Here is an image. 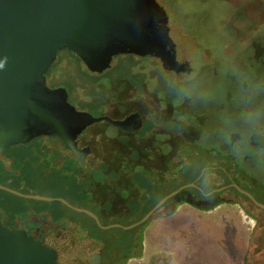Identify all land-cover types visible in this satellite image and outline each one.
Returning a JSON list of instances; mask_svg holds the SVG:
<instances>
[{"label": "rangeland", "instance_id": "rangeland-1", "mask_svg": "<svg viewBox=\"0 0 264 264\" xmlns=\"http://www.w3.org/2000/svg\"><path fill=\"white\" fill-rule=\"evenodd\" d=\"M158 1L169 16L171 36L177 43L178 58L189 61L193 66L192 71L181 74L162 68L158 78L160 85L168 94L174 93L171 87L173 79L182 78L186 73L197 70L210 96L206 101H193L175 95L174 101L177 103H162L160 116L163 124L173 130L175 139L208 145V164L214 162L222 166L218 168V184L230 183V180L223 176L222 170H231L234 172L236 183L249 189L264 203V162L258 164L248 157L237 161L218 133L221 116L234 110L233 66L264 73V0ZM150 94L147 92V112L156 106L153 103L155 97ZM163 131L165 132V129ZM36 142L13 147L11 152H19L21 148L31 147ZM62 152L63 155L74 156L72 153ZM42 155L44 161L38 159V152H32L29 159L32 164L30 170L35 178L33 192L51 197H64L78 206L77 198L68 189L67 182L68 178H74V172L67 170L63 159L62 162L55 160L54 151H43ZM152 161L154 162H151V166L163 165V161L159 162L161 160L158 158ZM76 165L82 168L81 174L75 176L76 180L79 181L82 176H90L88 168L84 169L79 163ZM59 177L63 180L56 185L53 179L57 180ZM111 178L91 186L89 192H92L102 206L109 204L108 209L100 208L103 214L102 217L100 215L101 223H116L119 226L101 227L90 215L66 207L64 222L53 224L52 229L56 230L61 224L68 232L77 229L80 239L88 241L89 246H86L108 264H149V261L154 264L155 258H148V262H145L142 244L144 226L155 216L173 210L175 202L162 208L147 223L127 228L126 226L137 222L143 214V207L134 210L130 207V201L137 198L139 193L131 188V177L128 174L118 179ZM127 189H130V194L125 197L122 192ZM178 200L179 198L176 199ZM49 202L54 207L59 205L56 200ZM216 203L224 223L228 259L231 257L233 264H253V259L258 258L259 263L264 264V211H256L248 198L239 195L230 187L208 202L210 209L202 211L205 213L214 210ZM49 222L51 224L48 219ZM68 223L74 228L67 227ZM192 264H197V261H192Z\"/></svg>", "mask_w": 264, "mask_h": 264}, {"label": "water", "instance_id": "water-1", "mask_svg": "<svg viewBox=\"0 0 264 264\" xmlns=\"http://www.w3.org/2000/svg\"><path fill=\"white\" fill-rule=\"evenodd\" d=\"M63 49L74 52L97 72L110 67L113 56L120 53L158 56L163 68L175 73L193 70L189 61L177 58L169 16L158 0H0V59L8 58L6 67L0 69V150L49 133L60 136L80 166H85L86 153L76 145L72 125L112 119L79 112L68 100L65 87L48 86L45 74ZM191 186L198 185L191 182L173 190L126 227L146 223L171 198ZM230 186L264 209L263 202L235 182L216 192ZM0 188L27 198L59 200L90 215L101 227L119 226L103 225L96 212L73 205L64 197L23 193L1 184ZM46 234L35 236L26 228L5 225L0 209V264H60L57 248L43 241Z\"/></svg>", "mask_w": 264, "mask_h": 264}, {"label": "flooded vegetation", "instance_id": "flooded-vegetation-1", "mask_svg": "<svg viewBox=\"0 0 264 264\" xmlns=\"http://www.w3.org/2000/svg\"><path fill=\"white\" fill-rule=\"evenodd\" d=\"M180 61L185 62L186 60ZM162 68L163 63L158 56L120 53L113 56L110 67L102 72H97L91 70L71 50L63 49L58 52L57 58L45 74L48 86L52 88L65 87L68 91V100L79 112L89 113L95 117L108 116L112 119H100L86 124L72 125L75 132V143L86 153V162L100 163L105 158L102 154H110L109 164L115 165L118 163L116 158L118 154L163 151L164 134L171 133L170 135H172L173 130L163 124L160 116L163 97L160 95L162 86L158 78ZM147 92L151 93L150 96L155 97L153 103L156 105L148 112L146 111ZM33 141H37L36 144L21 148L22 150L19 152H35L37 148L38 152L64 151L72 153L75 157L74 151L62 142L60 136L45 133L26 143L0 150V162L5 164L7 170H12V164L19 152H11V149ZM29 158L27 157V159ZM217 166L222 168L221 165ZM16 173L21 175L22 170H16ZM1 180L0 172V184L11 188L3 184ZM234 182L236 183L235 178H231L230 183L226 185ZM8 183H11V179L8 180ZM15 190L23 193L33 192L32 188H28L27 185H20V188ZM1 199H3L2 196ZM0 209L3 212L5 225L11 228H26L30 234L35 236L47 233L43 237V241L53 246L50 239L53 224L43 222L41 225L31 224L26 227L21 222H17L9 225V219L1 205ZM34 216L33 220L38 217L41 220L40 216L37 218ZM88 250L94 252L91 248H87ZM259 261L258 258H254L253 264H262Z\"/></svg>", "mask_w": 264, "mask_h": 264}, {"label": "trees", "instance_id": "trees-1", "mask_svg": "<svg viewBox=\"0 0 264 264\" xmlns=\"http://www.w3.org/2000/svg\"><path fill=\"white\" fill-rule=\"evenodd\" d=\"M160 95L164 99V105L176 102L174 101L175 94H168L167 90L165 91L163 88ZM170 134L171 133H167V135L164 134L162 152L118 154L116 157L118 163L115 165L109 164L110 154H102L105 158H103L100 163L86 162V165L82 167L84 169H89L90 176L86 178L82 176L79 181L76 180L75 176L81 174L82 168L77 167L76 164L78 162L74 156L63 155V152L60 153V151H54L56 156L55 160H60V162H62L61 159H63V165H65L67 170L74 172V178L72 180L71 178H68L67 182L68 189L71 190L77 198L76 202H78L81 207H86L96 212L99 217L100 215L101 217L103 215L101 214L100 208L108 209L109 204L102 206V204L95 199L92 192H89L91 191V186L96 185V183H103L111 177L118 179L125 174H128V176L131 177V188L137 190L139 193L137 198L130 201V207L132 210L143 207V214L140 216L141 218L165 195L180 186L191 182H195L199 185L200 170L204 165L208 164V145L175 139V137ZM35 152H38L37 148L35 149ZM17 156L18 157L12 164V170H7L5 164L0 162L1 182L15 189H19L20 185H27L28 188L33 189L32 185L34 184L35 178L30 170L32 165L29 160L30 158L27 159V157L32 156V152H19ZM38 156L39 160L44 161L42 152H38ZM156 158L161 160L159 162L163 161L162 166H151V162H154L152 159ZM16 170H22V174H17ZM233 173V171L228 169L222 170V174L227 180L234 178ZM9 179H11L10 184L8 183ZM61 180H63L61 177L57 180L54 178L53 182L58 185L61 183ZM222 186L224 185L218 184V188ZM130 189L123 190V196L128 197ZM231 189L250 200L248 196L241 193L237 188L232 186ZM24 191L29 192L27 190ZM223 192L224 190L216 192L215 196L220 195ZM185 193L189 196L185 195ZM1 196L3 199H1ZM177 198H179L178 201H176ZM56 202L59 203V205L54 207L49 201L27 198L9 190L0 189V205L9 219V225L17 222H21L26 227L31 224L41 225L43 222L48 223V219L51 221V224L58 225L59 223L64 222L63 215L65 214V208L69 207L59 200H56ZM173 202H175V207L169 213H173L178 205L182 203L193 204L201 210L211 208V206H208V201L201 198L197 187L191 186L183 189L179 194L171 198L165 205L159 208L155 214L159 213L162 208ZM217 204L218 203L215 205ZM252 204L256 211H264V209L260 208L253 202ZM36 205L40 207H37ZM35 214L36 216H34ZM33 216L36 218L40 216L41 220L38 219L39 217L36 220H33ZM67 227H72L71 223H68ZM50 239L52 245L59 251L60 264H108L107 262H103L99 255H95L89 250L87 251V248H89L88 241L80 239V234L77 229L68 232L61 224L60 227L51 233ZM94 259H97V261H94Z\"/></svg>", "mask_w": 264, "mask_h": 264}, {"label": "clouds", "instance_id": "clouds-1", "mask_svg": "<svg viewBox=\"0 0 264 264\" xmlns=\"http://www.w3.org/2000/svg\"><path fill=\"white\" fill-rule=\"evenodd\" d=\"M8 58L0 59V69L7 65ZM234 110L221 116L218 133L237 161L245 157L256 163L264 162V73L233 66ZM171 87L181 99L208 100L210 98L197 70L173 79ZM218 166L213 162L200 170L197 186L201 198L211 202L218 190ZM171 246L177 254L184 251V242L176 237Z\"/></svg>", "mask_w": 264, "mask_h": 264}, {"label": "crops", "instance_id": "crops-1", "mask_svg": "<svg viewBox=\"0 0 264 264\" xmlns=\"http://www.w3.org/2000/svg\"><path fill=\"white\" fill-rule=\"evenodd\" d=\"M218 207L204 213L190 203H182L173 213L155 216L143 229L145 262L155 258L154 264H192L194 260L197 264L232 263L227 257V238ZM176 237L184 242L180 254L171 246Z\"/></svg>", "mask_w": 264, "mask_h": 264}]
</instances>
